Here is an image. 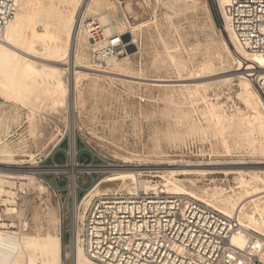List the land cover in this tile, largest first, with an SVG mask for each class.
<instances>
[{"label":"rangeland","instance_id":"obj_1","mask_svg":"<svg viewBox=\"0 0 264 264\" xmlns=\"http://www.w3.org/2000/svg\"><path fill=\"white\" fill-rule=\"evenodd\" d=\"M16 15L24 17L22 35L6 48L29 50L34 57L22 55L20 62L30 60L39 75L24 77L18 68L9 77L0 70V225L13 227L1 232L16 234L18 243L43 238L53 234L51 215L60 216L62 262L74 264L71 175L60 170L70 164L72 143L77 165L103 169L75 171V197L83 210L99 195L133 191L134 185L119 180L124 173L113 174L128 167V173L141 174L137 181L150 186L147 192L174 184L184 190L176 194L232 217L219 201L229 198L235 209L241 200L242 215L264 223V193L253 195L264 191L254 177L264 181V107L252 83L247 90L234 75L236 47L213 0H22ZM101 17L121 37L130 31L122 37L118 64L106 68L92 60L86 27L75 52L66 46L72 23ZM44 33L58 40L53 48L59 58L41 52L35 40L23 46ZM55 69L58 80L45 77ZM186 164L240 169L185 175L197 170Z\"/></svg>","mask_w":264,"mask_h":264},{"label":"built area","instance_id":"obj_2","mask_svg":"<svg viewBox=\"0 0 264 264\" xmlns=\"http://www.w3.org/2000/svg\"><path fill=\"white\" fill-rule=\"evenodd\" d=\"M16 1L0 0V35L15 15ZM213 1L234 44L264 56V0ZM85 29L94 63L118 61L124 41L112 25L108 34L99 21ZM257 71L252 69L250 81L264 107V73ZM77 206V237L92 264H264V237L249 232L241 247L233 245L243 231L238 219L184 195L118 192L91 199L84 210ZM71 222L73 239V207Z\"/></svg>","mask_w":264,"mask_h":264},{"label":"bare ground","instance_id":"obj_3","mask_svg":"<svg viewBox=\"0 0 264 264\" xmlns=\"http://www.w3.org/2000/svg\"><path fill=\"white\" fill-rule=\"evenodd\" d=\"M21 2H22V0H17L16 5L18 6V4ZM14 17L6 25L3 33L0 35V39L2 38L0 41V70L2 72H4L6 75H8L9 77L11 75H13V72L15 73V71L18 70V68H21L22 75H24V77H25V75H29V76L30 75H39V72L32 69L31 64L29 62L30 60L29 61L24 60V62H20L21 57H23L22 55H29V53H27V52H29V50H27V52L20 50L18 53H14V52H8V50L6 48V46H9V44L16 42L22 35L21 34V27H22V24L24 21V17L22 15H16ZM110 23L111 22H109L106 17H101L99 19V24L104 29L103 32L105 34H108L111 32ZM124 23H125L124 24L125 28L130 27V25L128 24V22L125 18H124ZM87 26H89V23H83L82 19H81L80 21L78 20V21L72 23V25L69 27L68 32H67V43L68 44L66 45L67 47L70 48V51H68L69 53L75 52L76 43L80 39L79 35L81 33V29L83 30V28H85ZM128 32H129V34L125 33L122 37L126 39L127 36L130 35V31H128ZM83 33H84V35H86L85 32H83ZM65 34H66V32H65ZM229 37H230L229 39H231L230 41L233 42L230 33H229ZM34 40L36 42L40 43V47H41L40 51L41 52L48 53L50 55L49 57H52L54 59H57L60 57V51L56 48H53V47L57 46L58 40L56 38H54L53 36H51L50 34L44 33L41 36L33 35L32 39H30V41H25L23 46L27 45L28 46L27 48L31 47V44L33 43ZM86 40H87V38H86ZM87 42H88V40H87ZM233 44H234V42H233ZM51 45H53V46H51ZM234 46L236 47V53L234 54L235 55L234 61L237 62V66H238V68H236L234 75H237L242 80L246 89L249 90L250 89V83L249 82H251L250 77H251L252 69L254 68V69L258 70L257 72L259 74L264 73V56H262V55H250V54H247L241 48H238V46H236L235 44H234ZM49 47H52V48H49ZM32 51L35 52V50H32ZM38 51H39V49H38ZM65 54H63V55H65ZM248 55L253 57V58H249ZM70 56L73 57V54ZM29 57H34V56H31V54H30ZM67 58H68V56H67ZM117 64H118V61L111 59V60H108V62L106 63V65H107L106 67L114 66ZM68 67H69V65H68ZM70 67H72V68L75 67V62H72ZM106 67H104V68H106ZM39 71H41V70H39ZM88 71L93 72V73L94 72L97 73L98 70L88 68ZM72 73H73V71H72ZM100 73H103V74L105 73L107 75L109 74V75L115 76V74L105 72V71H100ZM50 74H52V75L50 76ZM50 74H46L45 77L50 78V79L52 77L55 80L59 79L56 69L52 70V72ZM86 75H89V74H83V76H86ZM166 82H168V81H166ZM67 88H69V87H67ZM71 91H73V90H71ZM246 95H248V94H246ZM71 96L72 97L70 99L71 100L70 104H71V108L73 109L75 107V99H74L73 95H71ZM74 156H75V154H74L73 143H72L71 153H70V164H69L68 168H63L60 170H62L63 172H68L71 175L70 188H71V194H72L73 222H74L73 223L74 264H90L91 262H89L90 260L86 257V255L83 251V248L79 246V238L77 237V222L81 219V216L77 213V208H78L77 204L78 203H77V200L75 197V186H76L75 181L76 180H75L74 175H75V171L87 172V173L89 172L90 173V172H96V171H103V169L102 168H89V167L81 168L79 165L76 164ZM183 167L186 169L187 168L197 169V170H184L183 169L184 171L183 170L182 171L185 175H192V174L215 175V174H219V173L228 174V173H234L236 171V169H240V167H238V166L234 167L232 165L228 166V165H219V164H211V165L209 164L206 166L186 164ZM127 168L128 167L121 168L119 170H114L113 174L124 173V176L121 175L119 180H122V181L127 180L132 185H134V187L131 189L133 191H140V190L148 191L150 189V186L147 183L142 184V183L137 181L138 177L141 174L140 173H138V174L137 173H135V174L134 173H128L126 170ZM136 170H138V169H134V171H136ZM254 177H256L255 179L259 180L261 183L264 184V181L261 180L259 177H257V176H254ZM100 184L101 183L97 184V186H99ZM158 189L162 190L164 193H171V194L184 192V190L178 188L174 184H172L171 188H169V189H167V187H165V186H162L160 188L159 187L153 188V190H158ZM254 192L255 193H253V195H260V194L264 193V191L256 192V190H254ZM244 195H245V193H244ZM91 197L92 196L90 193L85 198V200L88 198L90 199ZM246 197H244V199ZM228 199H222L219 201L220 206H221V211L225 214L233 212V217H236L238 219L240 227L243 229V231L241 232V234L234 236L232 238L231 242L233 245H235L237 247H241L244 244L247 236L249 235V232H252V231H249L250 228H254V229L264 233V223H257L251 219L252 217L248 218L246 216H243L241 212H242L244 205L239 207L242 203L241 200H240L241 202L240 201L236 202L237 203V207H236L237 209L236 208L234 209L235 204H233V202H231ZM244 199H242V200H244ZM259 199H260V197L258 198V200ZM87 203L88 202L86 201V204ZM86 204H85V206H86ZM58 214H60V213H58ZM47 215H48V213H47ZM50 215L48 217H50ZM227 217H231V216H227ZM245 222L247 223L246 225L244 224ZM49 223L51 224L53 234H47L43 238H28L27 237V239H25L23 241H19V243H18L17 239L14 237V236H16V234L0 231V264H10V263L12 264V263H14L15 260L20 264H23L24 263L23 261H26V264H36L37 262H39L40 264H63V262H62V239L60 238V235H59L61 232V218H60V216L54 217L51 215V218L49 219ZM252 233L255 234V232H252Z\"/></svg>","mask_w":264,"mask_h":264},{"label":"crops","instance_id":"obj_4","mask_svg":"<svg viewBox=\"0 0 264 264\" xmlns=\"http://www.w3.org/2000/svg\"><path fill=\"white\" fill-rule=\"evenodd\" d=\"M125 17V16H124Z\"/></svg>","mask_w":264,"mask_h":264}]
</instances>
